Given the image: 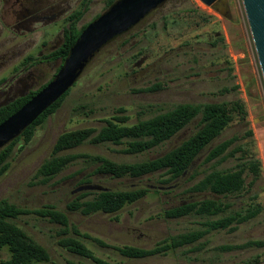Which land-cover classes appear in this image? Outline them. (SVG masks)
I'll return each mask as SVG.
<instances>
[{
    "label": "rangeland",
    "instance_id": "obj_1",
    "mask_svg": "<svg viewBox=\"0 0 264 264\" xmlns=\"http://www.w3.org/2000/svg\"><path fill=\"white\" fill-rule=\"evenodd\" d=\"M109 0H40L24 11L25 0H0V107L48 84L60 60L44 59L63 39L68 17L83 11L76 22L79 29L106 9ZM198 7V8H197ZM225 19L198 0H168L126 33L103 46L86 64L60 107L34 130L28 143L21 138L6 160L0 175V201L28 209L52 205L65 212L70 224L83 236L78 239L94 257L108 264H264V246L221 251L223 245L264 242V83L248 29L241 0L230 7ZM31 17V18H29ZM236 87V89H235ZM226 90V91H224ZM239 100L246 119L232 113L231 123L203 149L183 176L163 183L161 172L140 178L115 179L92 174V157L114 163H134L153 159L177 146L197 130L191 121L163 145L136 155L122 153L125 144L84 143L65 153L84 154L66 166L46 184L37 183L35 174L49 158L57 137L75 129L99 130L106 120L126 116V126L165 113L177 104L231 103ZM247 132L251 136H247ZM237 136L234 146H244L246 159L260 162L258 178L245 174L246 185L237 195L221 197L189 188L209 172L226 171L242 162L241 153L222 163H205L207 150ZM233 147V146H232ZM86 179V183H80ZM108 191L145 189L146 194L113 214L83 216L65 211V205L83 185ZM92 199L94 192L86 191ZM211 199L229 204L214 216L189 214L168 218L165 211L176 206ZM259 207V213L240 224L208 232L193 245L170 249L164 254L130 259L108 246L151 249L172 238L202 230L204 223L228 215H243ZM16 225L43 246L50 262L35 264H95L57 245L59 226L34 216L21 217ZM90 237V238H89ZM9 258L0 250V261Z\"/></svg>",
    "mask_w": 264,
    "mask_h": 264
},
{
    "label": "trees",
    "instance_id": "obj_2",
    "mask_svg": "<svg viewBox=\"0 0 264 264\" xmlns=\"http://www.w3.org/2000/svg\"><path fill=\"white\" fill-rule=\"evenodd\" d=\"M113 2L114 0H109L106 9ZM83 11L84 10L77 11L68 17V24L63 30L61 45L44 57V59L49 60H60L58 69L68 56L70 48L75 43L81 31L89 24L83 25L79 29L76 28L75 24L82 16ZM97 17L98 16L94 19ZM44 86L45 85L42 87ZM40 89L30 91L28 94L1 106L0 123L15 113ZM67 94L68 91L46 109L19 137L0 149V175L7 169L6 160L16 142L21 138L25 143H28L33 136L35 128L41 125L60 107ZM242 108L243 106L239 100L231 103L221 102L201 105L188 103L177 104L165 113L156 115L147 120L139 121L130 126L124 125L127 121V117L122 116L112 120H106L105 125L99 130L83 128L63 132L55 140L49 158L45 159L37 169L35 178L37 179V183L46 184L69 164L78 159L86 158L84 154L65 153L84 143L93 145L104 143H111L114 145L125 144L122 153L127 155L142 154L163 145L191 121L197 120V130L191 136L174 148L153 159L119 164L104 158H91L96 166L92 174H105L115 179H120L124 177L140 178L145 175L161 172L163 175L167 176L162 182L165 184L169 183L183 176L200 152L207 148L211 142L223 132L231 123L233 112L239 113L242 121L246 119L247 112H244ZM246 135L250 137L251 133L247 132ZM237 140L238 137L233 136L209 148L205 155L204 162L222 163L228 158H235L236 153L242 154L241 158L238 159L243 161L236 164L235 168L231 170L212 171L207 173L202 179L189 188L191 192L208 191L221 197L237 195L246 185L244 177L246 172L252 175V180L248 183L252 185L259 176L260 162L257 159H246V150H244L245 145L234 146ZM86 182L87 180L83 179L80 183ZM145 194V189L94 192L92 199L82 200L88 196L89 193L81 192L66 203L65 211L69 213H79L83 216H89L95 213L113 214L118 212L124 205L136 202ZM228 207L229 204H222L211 199H206L200 202L176 206L165 211V216L168 218H179L189 214H195L210 217L223 212L224 209ZM259 211V207H256L254 209H248L243 215H228L214 221L205 222L204 229L179 235L172 238L169 243L164 242L151 249H141L131 246L112 247L96 238H91V240L99 246L110 247L116 250L121 256L126 258H146L164 254L170 249L193 245L208 232L227 228L233 223L240 224L248 221L254 218ZM25 216H34L51 224L58 225L59 230L56 232V237L58 238L57 245L60 248L71 254L90 259L95 264H108L94 257L78 239L69 236L73 234L75 236L88 238L87 235L80 234L78 229L70 224L65 212L55 209L52 205L28 209L15 206L5 200L0 201V250L6 248L9 252V258L0 261V264H35L50 262L48 251L32 240L16 225V221ZM262 246H264V242L249 241L241 245H223L220 246L219 249L221 251H232L250 247L259 248Z\"/></svg>",
    "mask_w": 264,
    "mask_h": 264
},
{
    "label": "water",
    "instance_id": "obj_3",
    "mask_svg": "<svg viewBox=\"0 0 264 264\" xmlns=\"http://www.w3.org/2000/svg\"><path fill=\"white\" fill-rule=\"evenodd\" d=\"M167 0H116L80 33L53 79L15 113L0 123V149L29 127L75 83L92 57L114 38L126 33L151 11ZM209 4L208 1H205ZM264 83V0H241ZM226 19L229 14L222 13ZM106 192L94 185H83L75 192Z\"/></svg>",
    "mask_w": 264,
    "mask_h": 264
},
{
    "label": "flooded vegetation",
    "instance_id": "obj_4",
    "mask_svg": "<svg viewBox=\"0 0 264 264\" xmlns=\"http://www.w3.org/2000/svg\"><path fill=\"white\" fill-rule=\"evenodd\" d=\"M116 0H114L115 2ZM168 1V0H167ZM202 5H204L205 7H207L208 9L212 10L213 12L221 15L223 18H225L223 16L222 13H226L230 15L231 18V14H230V7L231 4H234V0H198ZM205 1H208L209 4H206ZM40 0H25V3L22 4L24 11H26L27 13H29L27 10L30 7H34L37 4H39ZM166 2V1H165ZM198 8V7H197ZM157 9V8H156ZM154 11V10H153ZM152 12V11H151ZM150 12V13H151ZM149 13V14H150ZM31 18V17H29ZM229 18V19H230ZM144 19V18H143ZM142 19V20H143ZM226 19V18H225ZM228 19V20H229Z\"/></svg>",
    "mask_w": 264,
    "mask_h": 264
}]
</instances>
